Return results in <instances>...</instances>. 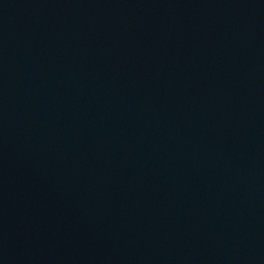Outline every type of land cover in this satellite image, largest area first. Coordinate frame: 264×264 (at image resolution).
<instances>
[{
	"label": "water",
	"instance_id": "obj_1",
	"mask_svg": "<svg viewBox=\"0 0 264 264\" xmlns=\"http://www.w3.org/2000/svg\"><path fill=\"white\" fill-rule=\"evenodd\" d=\"M0 264H264V0H0Z\"/></svg>",
	"mask_w": 264,
	"mask_h": 264
}]
</instances>
